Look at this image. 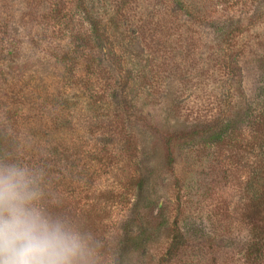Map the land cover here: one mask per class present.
I'll return each mask as SVG.
<instances>
[{
	"label": "rangeland",
	"instance_id": "374dc122",
	"mask_svg": "<svg viewBox=\"0 0 264 264\" xmlns=\"http://www.w3.org/2000/svg\"><path fill=\"white\" fill-rule=\"evenodd\" d=\"M119 92L144 114L161 103L172 131L198 125L172 171ZM262 114L264 0H0V159L41 173L45 208L90 235L96 264H251Z\"/></svg>",
	"mask_w": 264,
	"mask_h": 264
},
{
	"label": "clouds",
	"instance_id": "9594fccd",
	"mask_svg": "<svg viewBox=\"0 0 264 264\" xmlns=\"http://www.w3.org/2000/svg\"><path fill=\"white\" fill-rule=\"evenodd\" d=\"M42 175L0 159V264H96L90 235L50 214Z\"/></svg>",
	"mask_w": 264,
	"mask_h": 264
},
{
	"label": "trees",
	"instance_id": "16d2710c",
	"mask_svg": "<svg viewBox=\"0 0 264 264\" xmlns=\"http://www.w3.org/2000/svg\"><path fill=\"white\" fill-rule=\"evenodd\" d=\"M114 104L113 106L116 110H119V114L122 116L123 119L128 122L130 125L140 128H144L151 136V147L152 150L158 153L159 158L162 160V163L164 164V168L166 171L171 170L173 168V144H175L176 141L178 140H187L189 137H187L188 134L191 133L194 129H198V125L195 124L196 126L190 127L188 129L180 130V131H172L170 127H164V125L161 123L159 118L160 113V108L162 106L161 103H154L151 104L150 107L154 108L156 107L157 111L156 114L153 113L151 114H144L140 110H138L136 107H134L130 99L126 97L123 92H119L114 96ZM159 104V105H158ZM160 107V108H159ZM236 108V107H235ZM238 111V109L236 108ZM154 111V109H153ZM233 113L230 116V119L228 120V123L234 124L235 122L237 123L239 116L238 113ZM241 111V109L239 110ZM236 117V121H233L232 118ZM120 119V118H119ZM164 120V119H163ZM252 155L254 152L256 153L257 159L255 163L257 164V167L260 169L264 168V114L259 115L258 117L254 116L252 117ZM202 134V133H199ZM212 134V133H210ZM195 135L194 133L191 134ZM219 135V134H218ZM227 138V136L222 137V140ZM257 150V151H256ZM154 152V153H155ZM151 171V170H150ZM146 172L151 173V172ZM260 172H258L257 177L259 176ZM132 183H131V188L135 190L134 196L135 201L133 202V212L132 216L134 215V218L136 219V223L138 224V220H141V215H143L142 208L145 206L140 203L141 200H143V187L146 184V177L141 176L136 174L132 178ZM252 184L257 187H260L257 183V181L253 180ZM263 186V185H262ZM131 189V190H132ZM132 192V191H131ZM264 192V191H263ZM261 192V194L256 195L255 200L252 199V208L253 207H258L259 206H264V194ZM146 200H143V203ZM255 203V204H254ZM145 204V203H144ZM264 210V209H263ZM58 212H55L54 214H57ZM260 212L258 211H252V214L257 217ZM252 215V223H251V245L249 248V256L248 258H251V264H255V257L257 254H263L264 253V222L263 221H257L255 222V219L253 218ZM76 217V216H75ZM153 218V219H152ZM152 221L150 220L147 222L146 225L149 227L153 228L155 227V230L157 231L158 228H160L161 221L159 216L157 217H151ZM90 219H85L83 222H89ZM135 221V220H134ZM153 222V223H152ZM96 229L94 226H90L89 232L95 233ZM87 233V232H86ZM136 238L135 235L129 236V240L134 241ZM252 253V254H251ZM120 256H122L120 254ZM108 264H112V260L109 261ZM113 264H121V261H116L114 259Z\"/></svg>",
	"mask_w": 264,
	"mask_h": 264
}]
</instances>
